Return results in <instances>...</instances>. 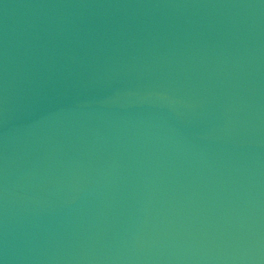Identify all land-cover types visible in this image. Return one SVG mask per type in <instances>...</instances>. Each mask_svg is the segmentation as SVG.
Masks as SVG:
<instances>
[{"label":"water","instance_id":"water-1","mask_svg":"<svg viewBox=\"0 0 264 264\" xmlns=\"http://www.w3.org/2000/svg\"><path fill=\"white\" fill-rule=\"evenodd\" d=\"M2 264H264V0H0Z\"/></svg>","mask_w":264,"mask_h":264},{"label":"snow or ice","instance_id":"snow-or-ice-1","mask_svg":"<svg viewBox=\"0 0 264 264\" xmlns=\"http://www.w3.org/2000/svg\"><path fill=\"white\" fill-rule=\"evenodd\" d=\"M0 264H2V262H0Z\"/></svg>","mask_w":264,"mask_h":264}]
</instances>
